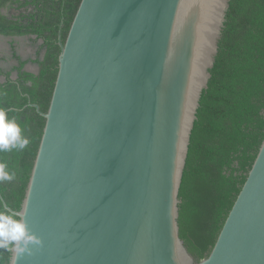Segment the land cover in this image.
Wrapping results in <instances>:
<instances>
[{
    "label": "water",
    "instance_id": "95a60500",
    "mask_svg": "<svg viewBox=\"0 0 264 264\" xmlns=\"http://www.w3.org/2000/svg\"><path fill=\"white\" fill-rule=\"evenodd\" d=\"M228 2L80 1L64 43L59 32L47 112L29 104L45 124L9 209L42 244L17 264H264V138L206 258L189 254L177 221Z\"/></svg>",
    "mask_w": 264,
    "mask_h": 264
},
{
    "label": "trees",
    "instance_id": "16d2710c",
    "mask_svg": "<svg viewBox=\"0 0 264 264\" xmlns=\"http://www.w3.org/2000/svg\"><path fill=\"white\" fill-rule=\"evenodd\" d=\"M81 0H0V35L28 37L34 54L4 68L0 109L29 140L23 150L0 152L15 173L0 182L2 201L19 211L40 143L64 43ZM6 8V13L1 9ZM207 88L201 92L179 188L178 227L195 261L208 256L264 138V0H229ZM37 66L32 73L26 64ZM10 252L0 249V264Z\"/></svg>",
    "mask_w": 264,
    "mask_h": 264
},
{
    "label": "clouds",
    "instance_id": "9594fccd",
    "mask_svg": "<svg viewBox=\"0 0 264 264\" xmlns=\"http://www.w3.org/2000/svg\"><path fill=\"white\" fill-rule=\"evenodd\" d=\"M21 127L15 118H8L7 111L0 109V152L12 149L23 150L29 140L21 135ZM7 164L0 163V182L12 181L15 173L7 170ZM42 241L29 229L19 213L13 212L5 204L0 209V249L15 253L12 264L25 255H31L35 247H39Z\"/></svg>",
    "mask_w": 264,
    "mask_h": 264
},
{
    "label": "flooded vegetation",
    "instance_id": "af4514ba",
    "mask_svg": "<svg viewBox=\"0 0 264 264\" xmlns=\"http://www.w3.org/2000/svg\"><path fill=\"white\" fill-rule=\"evenodd\" d=\"M6 8L1 9L2 13H6ZM61 26L60 25V34H61ZM26 43L28 44V47L32 50V55L35 52V49L30 46L28 43V37H4L0 35V57L2 58V63L1 65L6 68L10 69L12 66L15 65V61L12 58L13 53H16L18 56H20L23 60L28 59L32 55L26 54L23 51V44ZM5 44V45H4ZM36 68V71H38L37 66L33 64H26L25 65V70L31 72L30 68Z\"/></svg>",
    "mask_w": 264,
    "mask_h": 264
},
{
    "label": "rangeland",
    "instance_id": "374dc122",
    "mask_svg": "<svg viewBox=\"0 0 264 264\" xmlns=\"http://www.w3.org/2000/svg\"><path fill=\"white\" fill-rule=\"evenodd\" d=\"M23 51L26 54L32 55L31 54L32 53V50L28 47V44H26V43L23 44ZM30 70H31L32 73H36L37 72L35 67L34 68H30Z\"/></svg>",
    "mask_w": 264,
    "mask_h": 264
},
{
    "label": "crops",
    "instance_id": "0c3cea01",
    "mask_svg": "<svg viewBox=\"0 0 264 264\" xmlns=\"http://www.w3.org/2000/svg\"><path fill=\"white\" fill-rule=\"evenodd\" d=\"M5 45V44H4Z\"/></svg>",
    "mask_w": 264,
    "mask_h": 264
}]
</instances>
